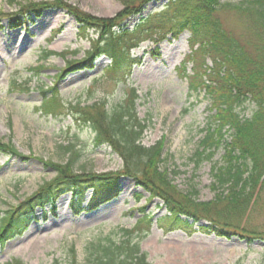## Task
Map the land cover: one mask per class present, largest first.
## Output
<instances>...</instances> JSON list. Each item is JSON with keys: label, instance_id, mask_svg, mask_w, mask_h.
<instances>
[{"label": "rangeland", "instance_id": "rangeland-1", "mask_svg": "<svg viewBox=\"0 0 264 264\" xmlns=\"http://www.w3.org/2000/svg\"><path fill=\"white\" fill-rule=\"evenodd\" d=\"M65 1L105 18L114 17L124 7L121 0ZM168 1H150L141 13L123 21L124 27L132 28L153 14L154 27L129 49L135 62L123 81L110 77L107 55L89 59L91 39L97 35L89 29L86 37H80L76 19L65 10L46 7L30 16L33 21L15 29L6 17H0V142L16 151L0 150V212L18 205L51 180L56 173L45 161L65 162L70 155L68 146L79 151L78 172L121 171L122 159L109 144L95 142L91 124L79 119L75 107L87 111L88 106L102 102L112 109L132 88L138 95L137 116L146 124L141 143L148 147L163 142L161 167L178 189L195 188L198 202L214 198L211 167L222 164L224 149L195 167L193 156L212 113L210 99L204 91L190 89L194 48L188 30L172 31L177 27L168 21L175 16L173 8L165 7ZM19 6L0 0L4 13L16 12ZM217 16L226 30L241 39L250 34L234 9L220 8ZM201 59L207 66L214 61L211 55ZM36 65L42 68L31 71ZM197 66L199 70L205 67ZM49 99L53 105L42 108ZM243 107L242 115L248 116L255 106L246 100ZM118 184V195L96 207L88 206V191L82 201L67 192L54 205L37 208L23 236L0 242V264L14 259L24 264H69L76 259L83 264L91 241L107 234L119 240L122 228L133 229L137 220L147 233L136 240L140 239L139 246L151 264H264V195L240 223L234 222L238 235L231 230L227 238L199 230L209 223L206 220L195 223L187 215L171 212L160 198L149 200L150 192L132 176L120 175ZM30 237V244L39 242V246L24 250L21 244Z\"/></svg>", "mask_w": 264, "mask_h": 264}, {"label": "trees", "instance_id": "trees-1", "mask_svg": "<svg viewBox=\"0 0 264 264\" xmlns=\"http://www.w3.org/2000/svg\"><path fill=\"white\" fill-rule=\"evenodd\" d=\"M150 1L154 0H121L123 9L114 17L105 18L85 13L65 0H8L12 4L19 3V9L13 13L0 11V17L8 18L11 26H18L25 18L39 15L46 7L65 10L76 19L80 37H86L89 29L97 35L96 39H91L89 59L107 55L111 59V64L106 67L110 77H121L117 80L123 81L135 62L129 57V49L154 28L151 25L153 14L141 18L132 28H126L122 23L141 13ZM165 7L173 8L175 12L168 20L174 21L172 28L177 27L172 31L187 29L190 32L189 42L194 48L190 56L194 63L190 89L198 93L204 91L210 99L212 113L210 122L202 129L203 135L193 156L195 167L204 160H211L219 148L224 149L222 164L211 167L214 198L198 202L195 188L178 189L169 172L161 167L163 142L148 147L141 143L146 124L137 116L135 101L138 95L132 88L112 109L103 107L102 102L88 106L87 111L79 105L75 107L79 119L91 124L95 142L109 144L122 159L123 169L78 172L75 163L79 151L72 146L66 147L70 155L65 162L45 161L46 166L55 171V176L0 216L1 243L22 235L34 218L36 208L49 203L53 205L66 192L82 201L90 190V207L107 202L119 191L120 175L134 177L139 186L150 192L149 200L160 198L171 212L187 215L195 223L201 219L209 222L199 230L227 238H230L231 230L237 228L234 224L240 223L244 213L264 195V0H238L226 4L220 0H169ZM223 7L234 9L243 19L250 31L246 38L241 39L224 28L217 16ZM205 55L214 58L212 67L206 66L204 59L198 61V57ZM199 64L205 69L199 70ZM41 68L37 66L31 70ZM246 100L255 106L248 116L241 113ZM52 102L49 99L43 107L46 109L53 105ZM8 146L0 142V150L16 152ZM139 221L133 230L122 229L119 240L115 235L107 234L91 241L85 249L83 264H151L147 253L139 246V240L147 233L142 232ZM233 234L238 235V232ZM7 264L23 262L14 260ZM69 264L80 263L72 259Z\"/></svg>", "mask_w": 264, "mask_h": 264}, {"label": "bare ground", "instance_id": "bare-ground-1", "mask_svg": "<svg viewBox=\"0 0 264 264\" xmlns=\"http://www.w3.org/2000/svg\"><path fill=\"white\" fill-rule=\"evenodd\" d=\"M31 237L27 238L25 241L22 242L21 246L24 250H35L39 246V242L35 244H30Z\"/></svg>", "mask_w": 264, "mask_h": 264}]
</instances>
